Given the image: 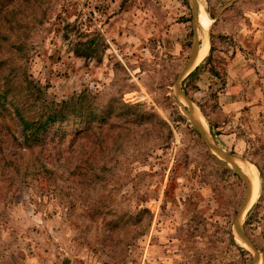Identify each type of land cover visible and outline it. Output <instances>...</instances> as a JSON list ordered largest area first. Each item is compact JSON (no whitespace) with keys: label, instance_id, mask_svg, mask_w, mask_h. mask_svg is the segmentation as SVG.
<instances>
[{"label":"rangeland","instance_id":"1","mask_svg":"<svg viewBox=\"0 0 264 264\" xmlns=\"http://www.w3.org/2000/svg\"><path fill=\"white\" fill-rule=\"evenodd\" d=\"M0 264H264V0H0Z\"/></svg>","mask_w":264,"mask_h":264},{"label":"trees","instance_id":"2","mask_svg":"<svg viewBox=\"0 0 264 264\" xmlns=\"http://www.w3.org/2000/svg\"><path fill=\"white\" fill-rule=\"evenodd\" d=\"M46 119H48V120H50V121H56V115H49V116H47L46 117ZM21 122H22V124H23V129L24 130H26V129H28L29 127H30V125L28 124V122L27 121H23V120H21ZM32 128H34L33 129V131H32V128H31V132L30 133H33V134H37V132H38V127H41V126H39V125H37L36 127H34V126H31ZM28 137V136H27Z\"/></svg>","mask_w":264,"mask_h":264},{"label":"water","instance_id":"3","mask_svg":"<svg viewBox=\"0 0 264 264\" xmlns=\"http://www.w3.org/2000/svg\"><path fill=\"white\" fill-rule=\"evenodd\" d=\"M197 52L198 51H195V55H194V59L196 58V56H197ZM198 127H199V125H197ZM217 152H219V150H217V149H215ZM219 153H221V152H219ZM252 190H253V187L252 188H250L249 189V198L247 199V203L249 202V200H250V197H251V194H252Z\"/></svg>","mask_w":264,"mask_h":264},{"label":"bare ground","instance_id":"4","mask_svg":"<svg viewBox=\"0 0 264 264\" xmlns=\"http://www.w3.org/2000/svg\"><path fill=\"white\" fill-rule=\"evenodd\" d=\"M199 54V53H198ZM202 55V54H201ZM200 59V58H199ZM197 61H198V59H197ZM200 126V125H199ZM201 127V126H200ZM203 129V128H202Z\"/></svg>","mask_w":264,"mask_h":264}]
</instances>
